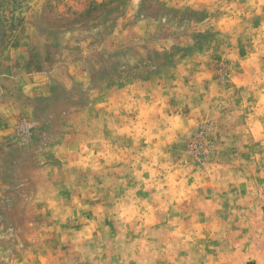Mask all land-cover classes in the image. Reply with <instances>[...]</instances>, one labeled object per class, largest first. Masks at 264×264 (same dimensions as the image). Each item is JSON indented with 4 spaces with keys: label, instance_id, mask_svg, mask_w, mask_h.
<instances>
[{
    "label": "rangeland",
    "instance_id": "1",
    "mask_svg": "<svg viewBox=\"0 0 264 264\" xmlns=\"http://www.w3.org/2000/svg\"><path fill=\"white\" fill-rule=\"evenodd\" d=\"M0 264H264V0H0Z\"/></svg>",
    "mask_w": 264,
    "mask_h": 264
}]
</instances>
